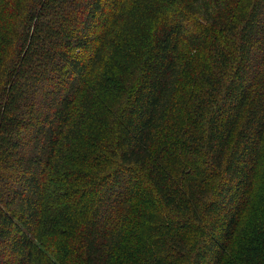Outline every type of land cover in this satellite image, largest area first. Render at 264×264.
Returning a JSON list of instances; mask_svg holds the SVG:
<instances>
[{"label":"trees","instance_id":"trees-1","mask_svg":"<svg viewBox=\"0 0 264 264\" xmlns=\"http://www.w3.org/2000/svg\"><path fill=\"white\" fill-rule=\"evenodd\" d=\"M127 1L0 0V264H264V0H166L98 109Z\"/></svg>","mask_w":264,"mask_h":264},{"label":"rangeland","instance_id":"rangeland-1","mask_svg":"<svg viewBox=\"0 0 264 264\" xmlns=\"http://www.w3.org/2000/svg\"><path fill=\"white\" fill-rule=\"evenodd\" d=\"M176 2H179L178 4H176L175 9V11H178L179 8L177 7V5L180 4L181 0H176ZM166 4V0L127 1V20L123 24L125 31V33L123 34L124 39L122 41L121 39L117 38L116 43H113L112 47H110L111 52L115 53L116 59L111 63L107 59L101 60L97 68V77L98 79H100V81H103L102 87L99 90L97 96L96 107L98 109L102 106H109L110 108H112L115 105V102H117L112 95L113 93L109 91H111L110 89H116L117 86L122 87L121 83H118L119 80L116 77L119 76L118 68L120 66H123V62L126 60L125 62L132 70V72H134L141 65V63H139V60H141L142 58L144 59L143 56H145L147 53L146 45L148 44L147 42L149 40V37L151 33L160 26L157 23L158 20L156 19V9L158 8L160 11H163L166 9V7H164ZM247 7L248 5L246 3H243L238 7L237 16L239 19L244 17ZM199 19L200 18H198V20ZM118 31L119 28L116 29V35ZM142 34H145L146 36L141 38ZM139 40L141 43L144 42V44L141 45V49L137 52L136 56H130L132 51L130 52L129 48L132 47L133 50L135 43H137ZM119 43H121L120 46ZM125 52L127 53V55H125ZM187 56L189 58V62L186 61ZM187 56L185 55L184 66L186 68H190V65L197 66V63L195 61H192V59L190 58V53ZM110 64H112V67ZM135 72L137 73L138 71Z\"/></svg>","mask_w":264,"mask_h":264}]
</instances>
